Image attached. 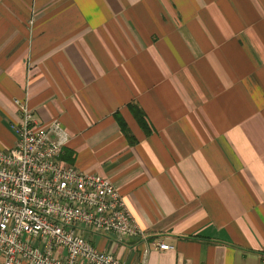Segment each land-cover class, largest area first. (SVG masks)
I'll use <instances>...</instances> for the list:
<instances>
[{
	"label": "crops",
	"instance_id": "obj_1",
	"mask_svg": "<svg viewBox=\"0 0 264 264\" xmlns=\"http://www.w3.org/2000/svg\"><path fill=\"white\" fill-rule=\"evenodd\" d=\"M16 99L60 119L65 160L110 178L144 232L83 230L98 249L264 264V0H0V145Z\"/></svg>",
	"mask_w": 264,
	"mask_h": 264
},
{
	"label": "built area",
	"instance_id": "obj_2",
	"mask_svg": "<svg viewBox=\"0 0 264 264\" xmlns=\"http://www.w3.org/2000/svg\"><path fill=\"white\" fill-rule=\"evenodd\" d=\"M15 104V141L0 145V264H130L82 234L143 236L125 197L110 178L65 160L60 119L42 123Z\"/></svg>",
	"mask_w": 264,
	"mask_h": 264
},
{
	"label": "trees",
	"instance_id": "obj_3",
	"mask_svg": "<svg viewBox=\"0 0 264 264\" xmlns=\"http://www.w3.org/2000/svg\"><path fill=\"white\" fill-rule=\"evenodd\" d=\"M135 112H136L137 118L140 121V123L145 125L142 113L139 110H136Z\"/></svg>",
	"mask_w": 264,
	"mask_h": 264
}]
</instances>
